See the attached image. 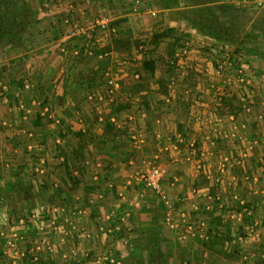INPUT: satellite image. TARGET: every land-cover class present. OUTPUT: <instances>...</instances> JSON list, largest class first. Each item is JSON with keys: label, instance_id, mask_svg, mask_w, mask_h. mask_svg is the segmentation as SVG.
I'll return each mask as SVG.
<instances>
[{"label": "crops", "instance_id": "0c3cea01", "mask_svg": "<svg viewBox=\"0 0 264 264\" xmlns=\"http://www.w3.org/2000/svg\"><path fill=\"white\" fill-rule=\"evenodd\" d=\"M3 1V9L20 12L18 0ZM53 1L51 43L31 49L23 62L13 61L18 55L0 66L8 86V103L0 99V193L24 201L0 205L10 235L4 244L18 249L5 264H145L160 250L165 264H264V63H249L251 90L232 81V95L219 96L217 57L243 50L220 43L204 25L220 20L205 8L247 5L144 0L136 8L130 0H49V6ZM69 4L84 26L110 18L119 27V36L97 50H112L118 60L85 56L83 36L70 38L57 22ZM39 11H29L37 23ZM135 43L176 62L162 82L158 69L152 76L141 57L137 62ZM45 52L54 59L49 64L28 60ZM105 72L122 80L111 100ZM243 94H252L249 114ZM153 168L173 202L174 229L159 195L137 179Z\"/></svg>", "mask_w": 264, "mask_h": 264}, {"label": "built area", "instance_id": "2783aa9c", "mask_svg": "<svg viewBox=\"0 0 264 264\" xmlns=\"http://www.w3.org/2000/svg\"><path fill=\"white\" fill-rule=\"evenodd\" d=\"M33 7L30 10H44L49 6V0H29ZM135 7L137 8L139 5H143L144 0H130ZM245 5L252 6L255 9L262 10L264 9V0H241ZM70 11L68 14L63 17L62 24L63 26L69 29V37L74 38H83L85 43L83 45L84 54L86 57L95 56L98 60H118V53L110 50H102L97 53V50L100 48L101 43L107 38H117L119 36L120 29L117 25L112 24V20L110 18H95L91 19L90 22L86 23L84 26L83 22L74 15L73 4H69ZM96 30V31H95ZM91 32V33H90ZM217 65H216V74L221 79V85L218 86L217 91L219 96L228 95L230 91H228V84L232 83V81L238 83L239 86L251 87V81L249 80L248 71L254 70L253 66H250L244 57H240V55L229 51L226 54H220L217 57ZM172 64H175V62ZM134 78L139 80L140 75L138 73L134 74ZM104 81H105V92L107 97L111 100L113 99L117 92L121 88V78L117 73L105 72L104 73ZM32 85L29 83L25 84L26 89H31ZM251 90V89H250ZM8 86L0 79V99L4 102L8 103L7 98ZM251 93V92H250ZM250 96L252 94H243L240 96L241 102H243V110L247 114L252 112V104L249 101ZM105 98H102L98 103H103ZM99 107V112L102 111ZM137 179L144 182L148 188H150L153 192L159 195L160 200L164 203L168 210V218L167 224L171 228H175L174 223L170 218V212L173 210V202L170 200L167 192L162 188L161 185V171L159 168H153L149 172L140 171L137 174ZM104 261H108L109 263H114L113 259L111 260L108 256L104 258Z\"/></svg>", "mask_w": 264, "mask_h": 264}, {"label": "rangeland", "instance_id": "374dc122", "mask_svg": "<svg viewBox=\"0 0 264 264\" xmlns=\"http://www.w3.org/2000/svg\"><path fill=\"white\" fill-rule=\"evenodd\" d=\"M1 1L2 2H5V1L0 0V16L2 17L5 10L3 9L4 7L2 6ZM8 4H9V6L14 5L15 0H8ZM50 4H51V6L47 7L48 11H49L47 14L43 15L45 12L39 11V21L38 22H40V23L35 22L36 17H35V14L33 12L29 13V16H30L29 18H31V21H30V29L31 30L26 31V33L24 35L21 36L19 33L18 35L16 34L14 37H12V39H7L6 37L0 35V66H2V67L5 66L4 64L9 63V60L12 57H16L18 55L19 56L17 57V59L13 60V61L19 62V61H17L19 59L20 62H23L22 58H27L28 57L27 53L29 51H31V49H34L38 45H39V49L41 47L42 48L45 47V45L43 46L44 43L39 44L42 41L41 39H43V37H41L40 35L43 33L44 30L49 28V25H50L49 21L52 20L51 16H50L51 20L47 19L48 18L47 15L49 16L50 13L56 15L55 12L57 11L56 8L53 6V5H55V2L53 1ZM14 10H15L14 8L11 9V11H9L7 13V16L10 18H12L13 15L17 16V13L14 12ZM234 10L236 12L234 13L235 16H234L233 21L226 20V18L223 15H220V21L219 22H221V23L223 22L225 26H229V28L231 29L230 34H229V38L234 39L233 43L231 42L232 45L234 44L233 47H235L236 50H239V51L243 50L241 52L237 51L235 53L241 55L242 57H243V54H245V53L248 54L249 56H252V57H249L247 59V62L253 63V65L260 66L261 64L264 63V10H258V9L253 8L252 6L242 7V5L235 6L232 9V11H234ZM18 13H19V11H18ZM40 13H43V14H40ZM217 14L219 15V14H221V12L219 11V12H217ZM1 23L2 22L0 21V24ZM218 28H220V25L218 26ZM220 29H222V28H220ZM38 31H39V38L34 37V35H36L38 33ZM30 32H33L36 34H34V35L32 34L30 36ZM20 36L24 37V40H21L23 38H21ZM223 40L224 39H222L220 41V43H222V44L223 43H229L228 41H226V40L223 41ZM51 41H52L51 39H50V41H47L46 45L51 43ZM122 44H124L125 46L131 45V44H133V40H126V42L122 43ZM135 45H136V43H135ZM137 45H136V47H137V50L139 51L138 52L139 55H137V56H138V58L141 57L143 69L145 67V63L148 60L157 61V65H159L160 62L163 61V59L166 60V58H164L163 55H157L153 49H149V46L148 47L145 46V48H142L141 44H139L138 46ZM9 46H11L15 49L16 52L14 55H12L13 53L9 54L10 52L8 53V55L6 54L5 47H9ZM20 49H21V51H20ZM47 54L48 53H46V52L45 53H39V55H37L36 57H34V55H33L31 58H28V60L30 62L38 61V63H48L49 64L54 59L51 60V56L47 55ZM122 56H124V55L122 54ZM137 56H136V58H137ZM138 58H137V60H138L137 62H139V60H140V58L139 59ZM124 59H125L126 64L134 63L133 62L134 56H128V58L124 56ZM259 59H261L260 60L261 64H256L255 61L259 60ZM96 60H98V59L96 58ZM175 64H176V62H175ZM53 66H51V67H53ZM50 77H51V75L48 76L47 78L50 79ZM0 78H1V76H0ZM36 89H37V87H36ZM252 110H253V107H252ZM2 189H3V187L0 185V190H2ZM2 195H3V193H0V205L3 206L4 208L11 206V205L16 206L17 203L23 204V202H24L23 199H20L19 197H18L19 198L18 199L16 196L11 195V194H10L11 197L9 196L8 198H6V196L3 197ZM9 236H10L9 232L6 230L5 226H3V223H2L1 218H0V264H5V262L9 261L11 258H13V256H16L14 254L18 253V249L14 246L13 243H12L13 246H11V243H8V241H6L4 244V240H6V238H9ZM18 246L19 245H17V247ZM9 250L12 251V253H10ZM178 250H180V248ZM27 251H28V254H30L29 248ZM160 252H161V253H159L160 255L163 254L161 250H160ZM164 253H165V251H164ZM28 254H26V255H28ZM13 264H16V263H13ZM145 264H154V262L153 261L147 262Z\"/></svg>", "mask_w": 264, "mask_h": 264}, {"label": "trees", "instance_id": "16d2710c", "mask_svg": "<svg viewBox=\"0 0 264 264\" xmlns=\"http://www.w3.org/2000/svg\"><path fill=\"white\" fill-rule=\"evenodd\" d=\"M19 5L21 7V10L20 12L17 14V16L15 15L13 17V19H11L10 17L7 16V9H4V14L2 15V17L0 16V21L2 22L0 24V35L1 36H4L6 37L7 39H12V37H14V35H18L20 33V35H24L26 33V31L28 30H31L30 29V21L29 20L30 16H29V9H27L26 7V4L24 2V0H18ZM17 2V3H18ZM3 2L1 1V4ZM212 8H205V12L208 13V14H211V15H218L217 12H221V14H219V19H220V15H223L226 20H230V21H233L234 19V16H235V10L232 11L231 8H225L224 6H221V7H218V8H215L213 9ZM207 10V11H206ZM249 10V9H248ZM264 10V9H262ZM10 20H11V23H10ZM25 20H28L27 22ZM62 20L63 18H59L57 20V22H60L62 23ZM220 21V20H219ZM209 22V23H206L204 24L205 27L209 26V28L211 27V29H213L215 31V33L218 34V37L221 39H225L226 41H228L229 43H233L234 39L232 38H229V34H230V31L231 29L229 28V26H225L224 23L222 24L221 22ZM40 23V22H39ZM220 25V28H218V26ZM51 25L49 26L48 29L44 30L43 33L40 35L41 37H43V39H41L42 43L40 42L39 44H46L47 41H50L51 38H53V33H52V30H51ZM53 27V26H52ZM55 29V28H53ZM34 35L36 33H33V32H30V36L31 35ZM38 38H39V31H38ZM20 36V37H21ZM227 36V37H226ZM19 37V38H20ZM35 37V35H34ZM162 37H164V34L161 33L160 35H155L154 38H153V43L159 41ZM23 39L21 40H24V37H21ZM20 40V39H19ZM172 62L174 63V60L173 59H163V61L160 62L159 65H157V61L155 60H148L146 63H145V71L150 73L152 76H155L156 74V70L158 69V71H160V76H159V79H157V81L159 82H162L163 81V77H164V73H170L171 70H173V68L175 67V64H172ZM228 95H232V92H230ZM232 98V97H231ZM153 257V262L154 264H165L164 262V258L160 256L159 253H155L154 252V255L152 256Z\"/></svg>", "mask_w": 264, "mask_h": 264}]
</instances>
